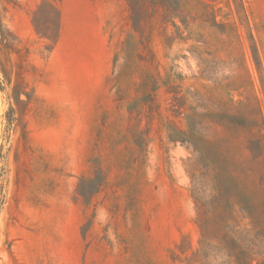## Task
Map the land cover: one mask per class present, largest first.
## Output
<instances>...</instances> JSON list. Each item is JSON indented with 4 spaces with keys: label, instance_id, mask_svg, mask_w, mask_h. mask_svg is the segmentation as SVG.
Returning a JSON list of instances; mask_svg holds the SVG:
<instances>
[{
    "label": "rangeland",
    "instance_id": "rangeland-1",
    "mask_svg": "<svg viewBox=\"0 0 264 264\" xmlns=\"http://www.w3.org/2000/svg\"><path fill=\"white\" fill-rule=\"evenodd\" d=\"M0 264H264V0H0Z\"/></svg>",
    "mask_w": 264,
    "mask_h": 264
},
{
    "label": "trees",
    "instance_id": "trees-1",
    "mask_svg": "<svg viewBox=\"0 0 264 264\" xmlns=\"http://www.w3.org/2000/svg\"><path fill=\"white\" fill-rule=\"evenodd\" d=\"M170 82L168 81V79H167V81H165L163 84H169ZM191 112H192V114L194 115L195 114V112H194V109L193 108H191ZM196 115V114H195ZM190 118H194V116H191ZM224 118L226 119V120H229V121H233V116H224ZM236 119V118H235ZM190 125H192V124H190L189 123V127H190ZM191 129H192V127H191ZM169 139H170V141H172V142H176V141H179V140H181V142H183V141H186V142H188V143H191L194 147H196V144H195V141H194V139H193V134H192V132H191V130H189L188 131V133H177V132H175L174 133V135L173 136H171V137H169ZM196 149V148H195ZM92 183H94L93 184V187H92V191H95L96 190V188L98 187L97 186V182L95 183V182H92Z\"/></svg>",
    "mask_w": 264,
    "mask_h": 264
}]
</instances>
